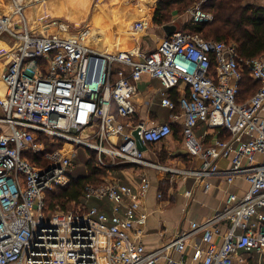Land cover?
I'll use <instances>...</instances> for the list:
<instances>
[{
  "label": "built area",
  "instance_id": "built-area-1",
  "mask_svg": "<svg viewBox=\"0 0 264 264\" xmlns=\"http://www.w3.org/2000/svg\"><path fill=\"white\" fill-rule=\"evenodd\" d=\"M10 1L9 9L0 11V37L8 33L18 45L6 53V92L0 98V264H176L173 253H183L188 239L199 233L202 245L194 249V262L235 264L240 252L264 260V54L245 59L232 42L178 30L151 52L138 45L103 50L89 25L54 19L53 33H35L25 0ZM134 1L141 15L134 29L144 35L154 26L151 7L148 0ZM187 16L194 24L213 21L202 6ZM246 75L260 87L242 101ZM144 77L160 82L162 108L180 109L173 117L183 119L184 143L192 157L203 159L201 169L166 166L138 148V129L146 147L173 134L170 123L151 127L138 119L135 99ZM170 91L178 93V102ZM200 125L230 138L204 147L195 134ZM80 147L92 151L101 168L134 165L189 176L204 183L205 191L208 179L233 185L242 178L249 189L243 196L227 193L221 212L148 252L132 237L135 227L147 222L139 214L151 189L146 175L135 193L109 172L100 185L87 187L81 208L57 210L47 218L46 196L71 185ZM221 159L230 160L228 169L217 168ZM94 199L110 200L111 216L97 207L85 212ZM126 199L132 201L122 215ZM224 222L229 229L220 245L216 238Z\"/></svg>",
  "mask_w": 264,
  "mask_h": 264
},
{
  "label": "crops",
  "instance_id": "crops-1",
  "mask_svg": "<svg viewBox=\"0 0 264 264\" xmlns=\"http://www.w3.org/2000/svg\"><path fill=\"white\" fill-rule=\"evenodd\" d=\"M25 2L28 7L26 10L28 25L32 31L39 35L53 33L49 23L54 19H63L74 23L79 21L91 26L94 31L93 38L103 50L122 51L138 45L143 51L151 52L156 49L164 37H167L165 30L156 26L151 27L144 35L136 33L134 24L141 18V15L135 12L133 0L132 3L125 0V2L114 6L109 4V0H104L100 5L101 9L92 17H90V12L94 0H25ZM99 2L100 0H97V3ZM152 2H155L151 4L153 6L150 16L153 18L159 0H152ZM10 3V0H0V11L4 12L9 9ZM87 7L88 11L85 13ZM186 17L183 19L184 23L189 20V17ZM180 18L177 14L174 15V19ZM172 25L177 27L175 21ZM17 45L18 41L8 33L0 37V71L3 75L8 64L6 53L16 48ZM2 74L0 96L5 95L6 92ZM159 89H161L160 82L148 77H144L139 83L140 92L135 99L138 119L148 121L151 127L158 123H170L173 125L174 132L167 140L147 147L146 158L179 170L201 169L203 159L192 157L184 143L183 119L181 117L174 119L173 116L176 113L160 107L161 97L156 93ZM170 94L172 99H176L178 96L176 91H170ZM154 97L159 98V111L152 115L151 106L153 103L151 99ZM195 134L204 147L211 146L215 140L221 137L230 138L226 133L218 134L211 130L206 132L201 125L196 129ZM229 167L230 160L221 159L217 162L219 169L226 170ZM110 172L121 183L132 187L135 193L143 175L148 176L151 181V189L139 207V214L146 216L147 222L144 225H137L132 236L148 252L156 251L171 243L180 234L193 232V223L203 224L221 212L226 205L227 193L233 192L243 196L249 189L248 183L242 178L237 179L233 185H228L224 179H208L205 183H208L210 188L205 191L204 183L189 176L171 175L134 165H119ZM159 195H162V198H159ZM130 201L132 200L126 199L125 204L122 205V215ZM80 206L75 207V210L81 208ZM112 206L113 203L110 200L94 199L87 203L85 212L92 207H97L100 211L111 216ZM228 229L229 223L220 224L221 234L216 238L218 244L223 243V236L227 234ZM187 243L188 247L183 253H173L176 264H200L192 260V255L195 247L202 245L201 234H193ZM235 264H264V260L257 254L240 252Z\"/></svg>",
  "mask_w": 264,
  "mask_h": 264
},
{
  "label": "trees",
  "instance_id": "trees-1",
  "mask_svg": "<svg viewBox=\"0 0 264 264\" xmlns=\"http://www.w3.org/2000/svg\"><path fill=\"white\" fill-rule=\"evenodd\" d=\"M197 1L200 0H159L153 16V25L159 28L172 25L171 19L175 12L178 15L186 14L190 10H188V7ZM253 1L205 0L202 8L213 15V21L206 24H194L188 20L184 24L183 30L179 31L197 33L209 41L232 42L237 46L240 56L245 59L259 57L264 54V6L257 5ZM148 2H151V0ZM259 87V83L246 75L241 84V100L245 101L250 98ZM179 97L178 95L173 100L178 102ZM180 112L179 108L173 111L176 115ZM171 126L173 129V125ZM201 126L205 128L206 132L210 130L205 125ZM220 139L224 140L222 137ZM89 152L92 153V151ZM112 170L113 168L98 167L93 154L88 162L86 176L76 179L72 177V183L69 187L47 194L45 199V213L47 216H51L48 213L57 210L65 212L75 210L74 206L79 207L83 203L87 187L100 185L103 178Z\"/></svg>",
  "mask_w": 264,
  "mask_h": 264
},
{
  "label": "rangeland",
  "instance_id": "rangeland-1",
  "mask_svg": "<svg viewBox=\"0 0 264 264\" xmlns=\"http://www.w3.org/2000/svg\"><path fill=\"white\" fill-rule=\"evenodd\" d=\"M93 1V0H92ZM104 0H100V2L99 3H97V0H94V3H93V8H92V10H91V14H90V17H92L94 14H96L97 13V11L99 10V9H101V3L103 2ZM128 3L129 2H131L132 3V0H126ZM90 2V1H89ZM109 4H111L112 6H114V5H117V4H121L120 2H125V0H109ZM205 2V0H200V1H197V2H195V3H192L189 7H188V10L189 9H191V8H193V7H196V6H202L203 5V3ZM255 4H257V5H261V6H264V0H254L253 1ZM135 3V1L133 0V4ZM155 2H152V0H151V2H149V7H152L153 5H151V4H154ZM90 5V4H89ZM92 5V4H91ZM110 5V6H111ZM203 7V6H202ZM187 10V11H188ZM88 11V7H87V9H86V11H85V13ZM190 11V10H189ZM175 14H177L176 12L174 13V15ZM187 12H186V14H183V15H178L179 17H181L180 19H174V15H173V18L171 19L172 20V22L171 23H173L174 21H175V23H176V25H177V28H178V31L179 30H183V27H184V24L186 23H184V20L183 19H185V18H187L186 16H187ZM89 17V18H90ZM185 17V18H184ZM89 20V19H88ZM177 20V21H176ZM75 23H77V24H82V23H80L79 21L78 22H75ZM1 74H2V71H0V84H2L1 83ZM2 76H3V74H2ZM1 86V85H0ZM151 101H152V106H151V113H152V115H155L156 114V112H158L159 111V106H158V103H159V98H157V97H154V98H152L151 99ZM153 121H154V119H152ZM158 120V119H157ZM157 122V121H156ZM93 156V154L91 153V152H89L86 148H82V147H80V148H78V150H77V158L75 159V161H74V165H75V168H74V170H73V172H71V174H72V177L73 178H80V177H84V176H86L87 175V172H88V162L90 161V157H92ZM57 191V190H56ZM69 208H71V207H69ZM74 208H75V206H74ZM73 209V208H72ZM53 213H55V212H53ZM53 213H48L49 215H52ZM48 219H50V216H48L47 217Z\"/></svg>",
  "mask_w": 264,
  "mask_h": 264
},
{
  "label": "water",
  "instance_id": "water-1",
  "mask_svg": "<svg viewBox=\"0 0 264 264\" xmlns=\"http://www.w3.org/2000/svg\"><path fill=\"white\" fill-rule=\"evenodd\" d=\"M163 29L165 30L166 35H167L168 37L172 36V35H173L174 33H176V31H177V27L174 26V25L165 26ZM134 137H135V139H136V142H137L138 148H139L141 151L145 152V151L147 150V147H146V145H144V143H143V141H142V139H141V130H140V129H138V130H136V131L134 132Z\"/></svg>",
  "mask_w": 264,
  "mask_h": 264
},
{
  "label": "bare ground",
  "instance_id": "bare-ground-1",
  "mask_svg": "<svg viewBox=\"0 0 264 264\" xmlns=\"http://www.w3.org/2000/svg\"><path fill=\"white\" fill-rule=\"evenodd\" d=\"M149 1V0H148ZM3 97V95L2 96H0V98H2Z\"/></svg>",
  "mask_w": 264,
  "mask_h": 264
}]
</instances>
